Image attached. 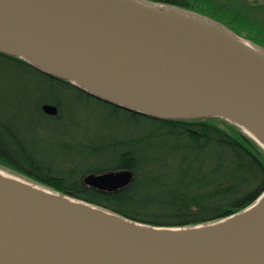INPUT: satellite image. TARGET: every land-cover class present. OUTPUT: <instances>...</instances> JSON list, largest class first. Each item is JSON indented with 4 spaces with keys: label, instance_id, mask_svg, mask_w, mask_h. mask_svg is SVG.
<instances>
[{
    "label": "water",
    "instance_id": "95a60500",
    "mask_svg": "<svg viewBox=\"0 0 264 264\" xmlns=\"http://www.w3.org/2000/svg\"><path fill=\"white\" fill-rule=\"evenodd\" d=\"M0 53L128 111L222 118L264 147V52L189 11L147 0H0ZM131 179L119 170L83 182L111 192ZM0 264H264V191L223 219L165 227L0 171Z\"/></svg>",
    "mask_w": 264,
    "mask_h": 264
},
{
    "label": "trees",
    "instance_id": "16d2710c",
    "mask_svg": "<svg viewBox=\"0 0 264 264\" xmlns=\"http://www.w3.org/2000/svg\"><path fill=\"white\" fill-rule=\"evenodd\" d=\"M147 1L190 9L186 0ZM0 69L7 72H0V165L39 185L136 222L165 227L223 219L253 204L264 191V149L231 122L215 117L161 119L128 111L3 53ZM65 92L75 102L97 103L108 110V117H127L136 128L130 136L109 141L111 164L64 175L26 161L20 147L10 146L21 140L17 122L26 110V95L37 94L35 112L58 122L67 119ZM43 104L55 106L57 113L47 115ZM161 164L172 169L164 171ZM119 170L130 171L132 179L115 191L98 190L81 180L86 173Z\"/></svg>",
    "mask_w": 264,
    "mask_h": 264
},
{
    "label": "rangeland",
    "instance_id": "374dc122",
    "mask_svg": "<svg viewBox=\"0 0 264 264\" xmlns=\"http://www.w3.org/2000/svg\"><path fill=\"white\" fill-rule=\"evenodd\" d=\"M186 3L190 9L175 8L221 25L239 39L264 52V0H186ZM0 72L7 75L5 69H0ZM37 97V94L25 96L22 105L26 110H23L17 122L21 140L10 146L20 147L26 161H35L41 167L64 175L72 171L74 176H78L88 167L111 164L109 141L135 133L136 128L129 124L127 117H108L107 109L92 101L87 104L75 102L69 92H65L64 96L67 119L55 122L44 118L34 110ZM244 133L256 141L249 133ZM161 167L164 171L172 169L170 165L161 164ZM0 171L35 183L1 165Z\"/></svg>",
    "mask_w": 264,
    "mask_h": 264
},
{
    "label": "flooded vegetation",
    "instance_id": "af4514ba",
    "mask_svg": "<svg viewBox=\"0 0 264 264\" xmlns=\"http://www.w3.org/2000/svg\"><path fill=\"white\" fill-rule=\"evenodd\" d=\"M87 174H90V173H86L85 175H83L82 177H81V180H82V182H83V178H84V176H86ZM84 183V182H83ZM85 184V183H84ZM88 186V185H87Z\"/></svg>",
    "mask_w": 264,
    "mask_h": 264
},
{
    "label": "bare ground",
    "instance_id": "6f19581e",
    "mask_svg": "<svg viewBox=\"0 0 264 264\" xmlns=\"http://www.w3.org/2000/svg\"><path fill=\"white\" fill-rule=\"evenodd\" d=\"M2 173H4L3 171H1ZM5 174V173H4Z\"/></svg>",
    "mask_w": 264,
    "mask_h": 264
}]
</instances>
